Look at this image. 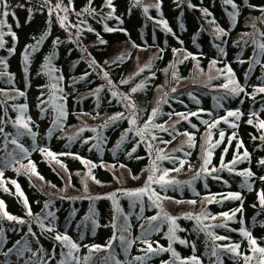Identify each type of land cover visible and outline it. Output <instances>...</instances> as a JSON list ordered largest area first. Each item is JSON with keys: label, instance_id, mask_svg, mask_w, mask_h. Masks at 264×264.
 Returning a JSON list of instances; mask_svg holds the SVG:
<instances>
[{"label": "trees", "instance_id": "1", "mask_svg": "<svg viewBox=\"0 0 264 264\" xmlns=\"http://www.w3.org/2000/svg\"><path fill=\"white\" fill-rule=\"evenodd\" d=\"M234 2L240 10L236 22L228 15L233 9L224 0H142L139 5L134 0H113L115 12L107 20L103 17L111 10L106 7V0H91V7L96 10L92 14L83 12L89 6V0H62V6L69 7V12L76 18H68L67 21H74L67 24L66 21L65 27H61L58 18H44L48 10L42 5L45 14L40 18H33L31 14L26 18L17 14L14 18L9 14L3 28L4 45L0 47V59L6 62V66L0 65V71L5 73L0 76V127L4 129L0 133V171H3V176L0 177V200L5 204L0 214L7 211L26 223L0 219V264H31L37 259L46 261L47 264H60L68 249L56 241L54 236L56 233L67 234V227L77 232L76 240L68 236L79 245L76 255L81 259V264H84L83 258L89 256L86 245H101L104 249L93 252L87 264H104V257H116L117 253L132 256L129 260L124 256L125 261L144 256L142 249L146 245L142 240L145 236L153 242V247H156L157 242L168 247V222L163 219L151 222V227L158 225L159 230H150L149 218L157 215L160 209L153 206L147 196L140 201L125 196L120 191L144 186L151 157L146 145L140 142L134 132H129L127 139L121 143L122 135L131 127L127 119L103 127L105 121L116 113L124 112L128 116L123 103L112 97L113 90L130 94L135 101L138 109L137 127L143 126L157 101L165 92L168 93L167 103L160 105L162 114L154 122L163 124L169 131L155 130L154 134L158 139L152 143L177 158L175 163L169 160L158 162L161 168H178L180 159L186 163L180 171H170L167 177L179 181V184L166 189L157 184L152 187L161 197L169 198L160 201L164 212L179 217L176 235L189 242L187 246L180 244L178 240L173 243L172 246L180 257L190 258L195 255L202 264H218L217 257L211 254L212 248L216 244L225 245L230 242L240 243V252L252 255L247 239L240 234L242 227L247 228L258 244L264 247V206L258 199V194L264 191V180L260 179L264 177V165L259 163L264 159V141L259 139L264 135V130L257 127L259 120H264V93L255 94V99L252 98L254 88L264 83V57L257 55L258 50L252 43L253 39L260 40L259 33L264 32V23L259 19L264 17V13L258 10L264 7V0ZM157 3L161 7L159 12L154 6ZM145 7H148L147 12L144 11ZM202 9H207L211 15L205 16ZM35 10L39 12V7ZM76 13L81 15L77 16ZM81 20L86 23L80 26L83 30L78 32L71 25L79 24ZM210 20L215 23L210 24ZM162 21L167 23L171 31L164 28ZM253 23L255 28L252 27ZM105 24L117 30L107 32L104 30ZM217 25L227 32L223 40L217 38ZM70 27L72 31H68ZM88 27L93 31H87ZM12 33H15V37ZM45 33L46 38L32 51L29 46H35ZM72 33L76 39L72 38ZM245 33L250 35H243ZM101 39L106 43L101 44ZM244 40L248 43L244 44ZM220 48L224 49L223 53ZM26 49L30 52L27 72L23 59ZM187 53H191L196 59L191 56L184 59ZM120 56H124V59L114 62ZM254 56L259 62L253 61ZM48 57H53L51 75L43 67ZM92 59L99 67L89 66ZM213 60L217 61L215 66L212 65ZM148 64L151 65L150 68H145L136 75L140 68ZM226 65L231 66L235 78L245 86L247 95L227 93L221 87L225 82L223 76L209 79L219 75L216 69H224ZM104 71L108 73V78L116 85V89L108 85L103 76ZM173 71L178 79L173 77ZM130 77L132 79L128 84L120 83ZM51 83L63 90L56 93L62 99L42 104V100L49 101L52 95V90L48 87ZM141 83L145 87L131 93V89ZM173 87L176 88L175 92L171 91ZM97 88L102 89L98 95L95 93ZM19 92H24L25 95L21 96ZM56 103H63L66 112V117L59 126L54 124L57 117ZM22 105H27L25 118H31L30 127L36 134L35 137L15 126L14 122L20 115L18 108ZM230 110L242 113L239 121L229 117V121L238 123V128L233 129L221 121L218 128L212 130L213 143L219 139V130L225 132V138L214 150L209 167L219 169L222 160L225 164L229 163L237 154L239 141H243L239 153L242 155L247 149L249 158L238 162L232 172L224 169L212 175L202 173L200 178L193 179L202 164V146L207 131V126L202 121L219 119ZM192 112H198L199 116H190L188 120H184L175 115ZM252 112H256L257 116H251ZM169 113L172 115L169 116ZM250 118L253 120L252 125L247 123ZM192 125L196 127L193 128ZM82 128L84 131L80 132ZM184 132L194 135L193 147L185 143L187 138L181 134ZM233 132H236L237 139L232 140L229 146L228 138ZM12 139H17L19 144L28 149L27 156L20 152L17 145L11 143ZM160 140L170 143L162 144ZM182 146L183 151H174ZM40 148H47L58 154H78L91 161L97 165L92 169V174L101 183L97 184L89 179L86 191L82 181L88 167L81 160L72 155L58 156L61 164L66 166L65 170L61 164L40 152ZM12 155H17L24 165H28L29 161L33 162L36 172L43 179L21 168L20 163H9ZM245 170H250L254 175L248 178L237 174ZM217 175L220 178L214 179L213 176ZM134 176L139 179H133ZM116 177H119V181ZM13 180L19 184L23 196L17 193ZM4 187L9 191H4ZM112 192H117L119 211L110 199H90L105 197ZM237 192L241 194L242 201L224 198L228 193ZM212 195L219 202L206 203L204 198ZM25 198L32 216L27 215ZM192 200L196 203H189ZM241 203L243 212H237L235 218L227 222V227L213 229L216 235L230 237V240L213 241L206 232L197 230L195 219L186 218V214L195 216L206 209L217 219H208L204 223L220 225L224 223L220 214H231L234 209L241 207ZM49 212L53 214L50 217L47 215ZM37 216L45 218L46 225H54V231L42 229L35 220ZM113 223L117 225L116 228L112 227ZM126 224L129 231L123 232ZM29 227L35 233L34 236L29 233ZM83 232L91 235L93 241L86 242ZM114 234L117 239L112 241L111 249H107ZM121 234L134 243L130 247L122 244L119 240ZM25 243L31 251L24 252L22 256L17 255L16 249L23 247ZM9 249L13 251L9 253ZM33 252L37 253L36 257ZM217 252L223 264H244L242 258L234 257L222 248L217 249ZM4 253L8 255L5 256ZM171 259V253L165 252L153 255L146 264H164ZM252 264H256L255 259Z\"/></svg>", "mask_w": 264, "mask_h": 264}, {"label": "snow or ice", "instance_id": "2", "mask_svg": "<svg viewBox=\"0 0 264 264\" xmlns=\"http://www.w3.org/2000/svg\"><path fill=\"white\" fill-rule=\"evenodd\" d=\"M46 3H50V0H45ZM142 0H134V3L139 5L141 4ZM224 3L226 5H230L231 8L233 9V11L229 12L228 15L230 16V18L232 19L233 22L237 21V18L240 14V10L238 5L234 2V0H224ZM20 7H22V5H19ZM155 7L159 8L160 5L159 3H157L156 5H154ZM192 6V5H189ZM10 7L8 0H0V47H3L4 45V31L3 28L6 25V18L9 16V11L8 8ZM106 7H108L111 12L104 16L103 19L107 20L109 18H111V14L115 12V8L113 7V0H106ZM250 7H254L251 6ZM72 11H74V9H71ZM259 11H261V13H264V7H260L258 9ZM53 11H57V16L60 22L61 27H65L66 24L65 22L68 19L67 13L70 11L69 7L67 6H62V0H60L59 3H57L54 6H50L49 7V15H51L53 13ZM59 11H62L63 13H65V15L63 16H59ZM95 9L91 7V0H89V6L86 7L85 9H83V12L88 13V14H92L95 13ZM144 11L147 12L148 11V7L144 8ZM202 11L205 13V16L211 15L207 9H202ZM29 12H31V9H29ZM12 15H15V13H11ZM77 16H80L81 13H76ZM261 19V22L264 23V17L259 18ZM86 22L81 20L79 22V24H72L71 27L76 28L77 31H82L83 29L80 27L81 25H84ZM162 23L164 24V28L167 29L168 31H171V29L168 28V25L166 22L162 21ZM210 24H214L215 21L214 20H210L209 21ZM252 27L255 28V24H252ZM104 30L107 32H113L117 29H114L112 27L107 26V24L104 25ZM87 31H93V29L91 27L87 28ZM216 33H217V38L223 40V37L227 35V32L223 29L220 28L218 25L216 26L215 29ZM13 37H15V33H12ZM99 35V34H97ZM243 35H250L248 33H245ZM47 33H45V36H42L41 39L39 41H37L35 46H29V48L32 49V51H35L38 47L39 44L46 38ZM259 36L261 37L260 40H256L253 39L252 43L255 44L256 48H257V55L264 57V32H260ZM57 43H59V38H57ZM100 43H106L103 39L100 40ZM238 44L240 43V41L237 42ZM244 44H247L248 41L244 40L243 41ZM217 47L219 48V45H217ZM10 51H14V49H10ZM176 51V50H174ZM220 52L223 53L224 49L220 48ZM192 57L193 59H196L195 56H192L191 53H187L184 57V59H187L188 57ZM24 62H25V72H27L28 70V64L30 62V52L28 51V49L25 50L24 56H23ZM53 57H48L47 61L45 63V65L43 66L44 69L48 70L49 75H51V62H52ZM124 56H120L118 57L117 61L114 62H118L120 60H123ZM253 61L255 62H259L256 59V56L253 57ZM182 62V61H181ZM241 63H243V61H240ZM107 63V62H106ZM217 63L216 60L212 61V65L215 66V64ZM0 65H5L6 66V62L3 59H0ZM89 66L93 67H99V65H97L96 61L94 59H92L89 62ZM150 64L145 65L144 67L139 69V72L136 73V75H139L140 72H143L145 70V68H150ZM174 67V66H173ZM252 69L250 68L249 71H251ZM167 71V70H166ZM216 72L219 74L216 77H209V79H218L220 78V76L224 77L225 82L221 85V87L223 89L226 90L227 93L232 94V95H239L240 93H245L246 95L248 93L245 92V86L241 85L239 83V81L235 78V74L233 73V70L231 68V66L226 65L224 69H216ZM5 75V73L3 71H0V76ZM103 76L105 79H107L108 85L112 88V89H116V85L113 83V81L111 79L108 78V73L106 71L103 72ZM173 77L177 78L176 72L173 71ZM85 77H81V79H84ZM9 79H12L11 77H9ZM132 79V77H130L128 80H121L120 83L121 84H128L129 81ZM48 87L52 90V95H50L49 97V101H41V103H53L55 100L57 99H62L60 97L56 96L57 92H62V89H59L57 87V85L55 83H51L48 85ZM145 87V85L143 83L137 85L136 87H133L131 89V93H136L138 90H142ZM102 91L101 88H97L95 90V93L98 95L99 92ZM172 92L176 91V88L173 87L171 89ZM264 93V83H262L260 86H257L254 88V94L252 95V98L255 99V94H261ZM19 95L23 96L25 95L24 92H19ZM111 95L113 98H117L119 99V101L121 103H123L124 107L127 109L128 111V116H125L124 112H120V113H116L115 115L111 116L108 118L107 121H105V124L103 125V127H108L111 124L116 123L119 120L122 119H127L131 125V127H129L126 132L122 135L121 137V143L124 142L127 139V134L129 132H134L135 135L137 137L140 138V142L144 143L147 147V150L149 152V155L151 157V163L149 165V167L146 169V171H148V176H147V180L144 184L143 187L135 189V190H120L122 192L123 195L128 196V197H133L136 200H140L142 201L143 197L147 196V198L149 199V201H151L152 205L155 206L156 208L160 209V212L149 218V222H150V230H159V226L157 225L156 227L152 228L151 227V222H155V221H159L161 219H163L164 221L169 223V229H168V233H167V239L169 240V244L168 247H164L163 245H160L157 242L156 247H153V242L147 238V236H145V238L142 240V243H144L146 245V247L144 249H142V251L145 253L144 256H136L133 258V261H120L118 259L115 258L114 255L106 256L104 257V264H134V262H138V264H146L147 260L151 259V257L153 255H159L161 253H171L172 259L169 261L164 262V264H202V261L195 255H192L190 258H181L179 253L176 252V250L173 248V243L178 242L180 244H184V245H188V241L183 240V239H179L176 235V232L178 230V225H177V220L179 219V217H173L168 215L166 212H164L162 204L160 203V201L162 199H169L168 197H161L159 193L156 192V190L152 187L153 184H157L159 185L162 189H166L169 186L172 185H176L179 184V181H176L174 179H167V177L169 176L170 171H180L181 168H183L184 164L186 163L185 160L180 159L179 165L180 167L178 168H173L171 170L166 169V168H161L158 162H163L164 160H169L170 162H177V158L175 156H172L171 154L165 152L164 149L156 147L152 141H156L158 139V137L154 134L155 130H160L163 132H168L169 129L167 127H165L163 124H158L155 123V119L158 115H161V108L160 105L161 103H167V99L166 97L168 96V93L165 92L162 96V98L160 100L157 101L156 106L152 109L151 114L149 115V118L144 122L142 127H137V119H138V109L137 106L135 104V101L131 99V95L130 94H124V93H120L117 90H113L111 92ZM27 109V105H22L19 106L18 111L20 113V115L17 117L15 123V126H17L20 129L25 130L26 133L32 135L33 137H35V133L32 131L31 127H30V123H31V118L27 117L25 118V111ZM55 109L57 111V117L56 120L54 121V124L56 126H59V124L62 122V120L66 117V112L64 110V106L63 103H56L55 104ZM43 110V109H42ZM202 111V110H201ZM172 114L169 113V116H171ZM175 115L179 116L180 118L184 119V120H188L190 116H199L198 112H192L190 114H185V113H176ZM208 115H211V113H209ZM242 113L239 110H235V111H228L226 116L221 117L219 119H214L212 121L209 120H203L202 123L204 125L207 126V131L205 133V140H204V144L202 146V164L200 167V170L196 173L195 177L193 179H198L201 177V174H205V175H212L213 173H218L221 170L226 169L229 172L234 171L235 165L238 162H242L243 160H246L249 158L250 154L247 151V149L244 150L243 154L241 155L239 153V149L241 147H243V141H239L238 145H237V154L234 156V158L227 164H225L223 162V160L221 161V165L220 168H216V167H209V165L211 164V160H212V156H213V152L214 150L219 147V145L221 143L224 142V138H225V132L223 130H219V139L215 141V143H213V129H217L218 125L221 123V121H223L226 124H229L230 127H232L233 129L238 128V123H236L235 121H239L240 117H241ZM251 116H257L256 112H252ZM229 117H233L235 118V121H229ZM179 122V121H177ZM247 123L249 125L253 124V120L250 118ZM193 128L196 127V125H192ZM257 127L260 130H264V120H259ZM174 128V125H173ZM84 129H80V132H83ZM93 131H95V129H93ZM4 129L2 127H0V133H3ZM182 135H184L187 139H186V144L189 147H193L194 146V141H195V137L194 135H192L191 133L188 132H184L181 133ZM79 135V133H77V136ZM237 139V135L236 132H233L232 135L228 138V142H229V146L231 145V141ZM253 139H256V137H253ZM260 140L264 141V135L259 137ZM88 141H85V143H87ZM11 143L13 145H17V147L19 148L21 153H24L25 156H27L28 153V149L24 148V146L22 144L18 143L17 139H12ZM160 143L162 144H168L170 143V141H164V140H160ZM98 146V145H97ZM6 147V145H5ZM117 147H119V144L117 145ZM40 152H42L45 156L51 158V160L55 161L57 164H61V161L58 159V156L60 155H72L75 159H79L81 160V162L83 164H85L88 167V171L85 174L84 178H83V183H84V187L85 190L87 191V181L89 179L95 181L97 184L101 183L99 180H96V177L92 174V169L94 167H96L97 165H95L94 163H92L91 161L85 160L81 157H79L78 155L72 154V153H54L51 150L47 149V148H40L38 149ZM135 148L133 149V152H135ZM174 151H183V146L180 149H176ZM227 152V148H225V153ZM129 155L131 156V153H129ZM186 155H190V153H186ZM138 159L140 157H137ZM9 163H20V160L17 158V155H12L11 160L9 161ZM259 163L261 165H264V159H261L259 161ZM21 168L25 169L26 171H30L32 174L37 175L40 179H43L42 176H39V173L36 172V166L33 162L29 161L28 165H24L22 163H20ZM62 167L66 169L65 165H62ZM101 167H103V165H100ZM121 167H124V165H121ZM238 175L241 176H245V177H252L254 174L250 171V170H245V171H241L239 173H237ZM3 176V171H0V177ZM214 179H219L220 177L217 176H213ZM116 179L119 181V177H116ZM133 179H139V177H133ZM260 179L264 180V177H260ZM12 184L15 185L16 187V191L17 193H19L20 196H23V192L20 190V186L19 184L13 180ZM2 186V185H0ZM4 191H9L7 189V187H4ZM225 199H231V200H241L242 201V196L240 193H228L225 197ZM90 199L96 200V199H110L112 200L115 208L117 211H119V203H118V199H117V192H112L107 194L105 197H90ZM258 199L259 202L262 206H264V191H261L258 194ZM206 203H212L213 201H216V196L212 195L210 197H205L204 198ZM180 201H177V203H179ZM219 202V201H216ZM189 203L195 204L196 201L192 200L189 201ZM24 204L27 208V215L28 216H32V210L31 208L28 206V202L27 199H24ZM45 207H48V204H45ZM5 208V204L3 200H0V210H3ZM237 212L242 213L243 212V207H242V203H241V207L234 209L231 214L228 212H224L221 213L220 215L224 218V223L220 224V225H208L205 224L204 221L208 220V219H212V220H216L217 217L216 216H212L210 213L207 212V210H203L200 214L193 216L192 214H186V218L188 219H195L196 221V225H197V230L198 231H203L206 232V234L213 240V241H225V240H230V237L227 236H221V235H216L215 232L213 231V229L215 227H227V222L231 221L235 218ZM49 217L52 216L53 214L51 212H49L47 214ZM3 218H7V220L9 221H16L19 224H24L26 223L25 220L18 218L14 215H10L7 211H3L2 214H0V219ZM45 218H41L39 216L35 217L36 222L40 225V227L42 229H44L45 231H54V225H46L44 222ZM241 223H243V221H241ZM113 228H116L117 225L115 223L112 224ZM129 231V226L126 224L123 227V232H128ZM233 231H235V229H233ZM240 234L247 239L248 243H249V247H250V251L252 253V255H245L242 254L240 252V243H235V242H230L228 244L225 245H219L216 244L213 248H212V256H216L217 260H218V264H223L222 260H220L219 254L217 252V249H223L224 252L227 253H231L234 257H240L243 259L244 264H252V261L255 259L256 260V264H264V247L260 246L257 242V240L252 236V233L247 229V228H241L240 230ZM29 233L32 234L33 236L35 235V233H32L31 227H29ZM54 239L58 242L61 243V245L63 247H67L68 251L64 254V259L60 261V264H81V259L76 255V253L79 252V245L74 242L66 233L65 234H60V233H56V235L54 236ZM117 237L114 234L112 239L109 241L108 245L106 246L107 249H111L112 247V241L116 240ZM119 240L121 241L122 244H126L127 247H130L132 243H134V241H128L127 238L121 234L119 236ZM17 244H20V241H17ZM193 248H195V245L192 244L191 245ZM89 249V256L88 257H84V264H87V262L90 260L91 255L93 252H100L102 250H104L102 248L101 245H91V246H87ZM127 247H125V251H127ZM13 249H9V253L12 252ZM26 251H31V249L27 246V243L24 244L23 247L16 249V254L22 256L24 252ZM41 251H43L41 249ZM5 256L8 255V253H4ZM33 256L36 257L37 253L33 252ZM31 264H47L46 261H42V260H34L31 262Z\"/></svg>", "mask_w": 264, "mask_h": 264}, {"label": "rangeland", "instance_id": "3", "mask_svg": "<svg viewBox=\"0 0 264 264\" xmlns=\"http://www.w3.org/2000/svg\"><path fill=\"white\" fill-rule=\"evenodd\" d=\"M30 2H33V3H30ZM8 3L10 5L9 9H14V11L20 14L22 18H25L30 13L32 14L33 18L34 17L40 18V16L43 13L45 14V10H48V13L46 11V14L43 16L44 18H58L57 11H53V13L49 15V7L57 4L55 0H50V3H46L45 0H8ZM19 5H22V7H20ZM41 5L44 6L45 10L41 7ZM37 6L39 7V12H36L35 10ZM29 9H31V12H29ZM63 15H65V13H63L62 11H59V16H63ZM67 16L68 18L76 19V18H73V15L71 14V12H68ZM72 21L74 20L67 21L66 24L69 22L72 23ZM68 31H72L71 27L68 29ZM74 35L75 34H73L72 38L76 39ZM86 240L91 241V238L86 236Z\"/></svg>", "mask_w": 264, "mask_h": 264}]
</instances>
